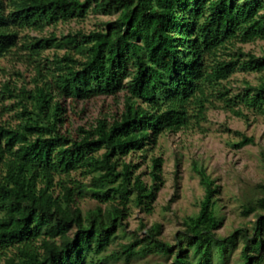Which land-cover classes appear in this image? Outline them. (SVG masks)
<instances>
[{
	"label": "trees",
	"instance_id": "trees-1",
	"mask_svg": "<svg viewBox=\"0 0 264 264\" xmlns=\"http://www.w3.org/2000/svg\"><path fill=\"white\" fill-rule=\"evenodd\" d=\"M90 8L116 18L100 30L25 45L39 53L54 44L65 52L52 61L47 79L23 91L19 123L0 125V264H106L127 204L148 211L161 182L160 157L152 160L147 185L123 156L152 145L164 131L203 120L209 96L237 115V104L264 114V82L233 97L222 83L236 70H264V55L235 47L264 39L263 0H0V58L16 46L19 30L83 18ZM122 90L116 119H98L74 135L63 129L61 99ZM250 142L242 135L237 146ZM194 168L204 196L199 211L183 218L176 243L162 241L154 224L144 237L120 244V253L171 256L170 264H224L228 248L241 239L240 264H264V196L242 208L243 215L260 211L249 230L217 236V186L204 168ZM76 171L89 183L71 178ZM87 195L98 204L83 212L76 201Z\"/></svg>",
	"mask_w": 264,
	"mask_h": 264
},
{
	"label": "rangeland",
	"instance_id": "rangeland-1",
	"mask_svg": "<svg viewBox=\"0 0 264 264\" xmlns=\"http://www.w3.org/2000/svg\"><path fill=\"white\" fill-rule=\"evenodd\" d=\"M94 4L92 1V6ZM115 18L114 13L105 14L90 8L83 18L58 21L45 25L42 30H19L16 46L0 58V125L11 127L19 123L20 98L27 97L23 91L33 89L47 79L49 67H53L52 61L65 52L63 46L54 44L39 53L25 48V45L51 35L60 40L68 33L100 30L106 22ZM235 47L256 56L264 55V39L238 43ZM261 82H264V70H236L222 81L223 90L229 97L243 92L248 84L255 86ZM124 98L122 90L115 95H99L87 100L61 99L66 118L63 129L74 135L78 127L88 128L95 125L98 119H116L123 110ZM209 99L203 120L197 122L192 119L186 127L177 131H164L152 145L122 157L123 161L137 165L134 174L139 175L147 185L152 183V160L160 157L161 182L148 211L135 202L127 204L123 227L118 228L114 243L107 248L109 257L106 264L171 263V256L160 254H139L127 258L120 253L119 246L132 242L135 235L144 237L154 224L160 225L159 238L162 241L171 245L176 243L178 233L184 229L183 218L199 211L204 196L195 166L204 168L217 186V214L221 217V225L215 231L217 236L226 237L240 228L249 230L256 221V214L260 211L243 215L242 208L244 204L264 196V190L258 187L264 184V114L237 104L233 109L242 112L237 115L217 97L209 96ZM242 135L252 138V142L237 146ZM70 177L84 183L90 180L89 176H82L79 171L73 172ZM58 192L59 187L55 186V194ZM76 203L83 212L98 204L89 195L78 198ZM100 206L104 208L106 204ZM242 245L241 239H238L233 247L228 248L224 264L241 263Z\"/></svg>",
	"mask_w": 264,
	"mask_h": 264
}]
</instances>
